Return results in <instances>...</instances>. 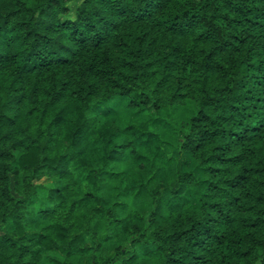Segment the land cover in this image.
Segmentation results:
<instances>
[{
    "label": "clouds",
    "instance_id": "clouds-1",
    "mask_svg": "<svg viewBox=\"0 0 264 264\" xmlns=\"http://www.w3.org/2000/svg\"><path fill=\"white\" fill-rule=\"evenodd\" d=\"M0 264H264V0H0Z\"/></svg>",
    "mask_w": 264,
    "mask_h": 264
}]
</instances>
